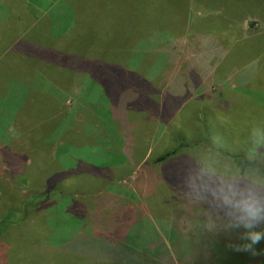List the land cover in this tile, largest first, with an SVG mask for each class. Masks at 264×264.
<instances>
[{"label": "trees", "instance_id": "trees-1", "mask_svg": "<svg viewBox=\"0 0 264 264\" xmlns=\"http://www.w3.org/2000/svg\"><path fill=\"white\" fill-rule=\"evenodd\" d=\"M72 3V25L67 21L69 26L50 25L46 16L43 27L32 28L36 35L33 40L19 42L12 50L0 54L1 141L4 140V131H7L5 119L11 116V110H16L7 103L6 98L7 92L14 87L30 81H43L50 85L51 94L60 100L67 95L79 99L80 90L84 92L95 87L105 95L100 93L99 97L107 101L103 108L111 116L116 131L107 128L112 124H106L102 112H98L101 120L97 122L93 116L88 117L80 111L78 116L84 118L82 136L78 131L76 136L73 133V137L68 132L58 141L68 147L70 144L72 148L96 143L99 149L106 146L112 153L127 154L128 158L118 163L119 167L114 168V172L123 168L124 173L131 174L151 157L150 123L156 122L149 118L150 111H154L164 125V135L160 141H170L163 152L151 159L152 164L154 161L164 164L172 162L174 157L181 156V150L185 147L201 145L214 149L211 129L204 127L190 131L176 122L182 106L198 96V88L203 84L201 79L209 81L213 68L217 67L218 71L220 61L226 59L230 51L237 49L235 55H230L231 70L234 68L235 72L242 73L249 69L256 79L259 73H264V0H72ZM238 14L246 15V18L254 17L262 28L247 33L245 39L242 36L244 41L229 49V43L237 40V35L243 31L238 25ZM151 35L165 36L172 40V47L164 50L165 42L162 41L158 46L148 44ZM195 58L204 62L191 61L186 65V60ZM188 78L192 79L193 88H188ZM244 78L245 75L240 84L246 88ZM262 84L255 82V86L250 88L262 91ZM25 111L28 113L30 108L27 107ZM192 112H195L196 119L205 117H200L194 107ZM254 113L252 121L248 122L250 135L246 137V146L251 141L254 129L264 134V111L255 110ZM85 118L89 119L87 123L84 122ZM98 123L100 127H96ZM47 126H50L48 122H44L45 129ZM73 126L70 130L74 132ZM179 129L183 130L180 132ZM109 131L114 135L107 133ZM131 131L133 137L129 136ZM50 133L47 132V135ZM44 138H29L34 147L45 144V155H39V160L44 162L42 166V162L37 161L25 163L20 174L11 176L10 173L9 177L6 174L0 178V232L9 229L13 232L12 229L21 226L51 196L60 197L69 193L72 195L70 201L72 198L74 200V210L78 207V211L74 212L79 218L91 216L85 220L86 226L89 219L94 230H86V226L83 229L85 222L82 219L80 230H66L67 235L52 242L47 251L40 250L41 253L51 256L56 247L60 250L64 243L73 242L69 253L73 255L74 263L78 259L80 264H131L128 260L148 264L146 258L150 256L149 250L132 243L135 238L130 230L98 229L100 205L104 209H110L113 205L104 206L101 194H98L101 188L91 191V197H82L80 194L85 191L74 190L69 179L71 171H66V166L55 162V154L60 147L52 140L45 143ZM83 138L89 141L82 143ZM98 140L101 142L98 143ZM217 146H222V143ZM246 146L235 153L227 151L225 154L240 157ZM261 150L264 151V148ZM33 155L35 159L36 154ZM188 155L186 152L183 158H188ZM8 181L12 184L9 185ZM76 195L80 196L77 202ZM1 198L4 202H1ZM30 247L26 246V249ZM13 251L16 250L13 249L11 254ZM11 254L8 253L7 261L11 260ZM166 254V262L160 261V255H155L156 258L151 256L150 260L153 264H166L172 253L168 255L166 251ZM49 262L43 261L42 256L31 261L32 264Z\"/></svg>", "mask_w": 264, "mask_h": 264}, {"label": "rangeland", "instance_id": "rangeland-1", "mask_svg": "<svg viewBox=\"0 0 264 264\" xmlns=\"http://www.w3.org/2000/svg\"><path fill=\"white\" fill-rule=\"evenodd\" d=\"M193 7L195 8V5ZM58 12L63 18H68L62 10L55 9L52 13L57 14ZM241 26L243 27L242 34L237 35V40L229 43V49L244 41L241 39L243 35L262 28L261 23L254 17L245 18ZM31 33L32 31H29L25 37L29 39ZM26 38L22 41H28ZM161 41L165 42L164 50L172 47V40L165 36L151 35L147 40L148 44L157 46ZM235 52L237 49L230 51V55H235ZM230 55L220 61L218 71L217 67L213 68L211 71L213 75L209 81L201 79L203 84L198 88V96L185 102L177 115L176 122L185 129L190 131L204 127L207 130L211 129L212 141L215 143L214 149L201 145L185 147L181 150L184 156L186 152L190 154L189 157H193L206 154L210 150H218L220 153L227 151L235 153L242 150L246 146V137L250 135L248 122L252 121L254 111H264V73H259L256 79L249 69L241 70L242 73L235 72L234 68L231 70ZM195 59L186 60V65L191 61H197L199 64L204 62L199 58ZM262 63L264 64V60ZM185 72L188 73L189 70L186 69ZM157 73H159L158 69H156ZM244 75L246 88L240 84ZM255 82L263 83L261 85L263 92L250 88L255 86ZM190 86L192 87V79L189 81L188 88ZM94 88L85 89L84 92L80 90L79 99L74 98V95H67L63 100L58 99L56 95L53 96L50 85L43 81L41 83L30 81L8 91L7 103L18 111L16 115V110H11V116L5 119L7 131L3 133L4 140H0V178H4L6 174L9 177L10 173H12L11 176L20 174L24 165L26 166L25 163L31 164L37 161L42 162L40 163L42 166L44 162L39 160V155L40 153L45 155V144L34 147L35 144L32 145L29 138L35 137L40 140L45 137V143L52 140L60 147L59 152L55 154V162H60L66 166V171H71L72 175L69 179L72 181V188L85 191L80 194L82 197H91L93 196L91 191L101 188L98 194H101L104 206L113 205V209H104L100 205L98 229L130 230L135 238L132 243L134 245L138 243L139 247L149 250L150 256L146 258L148 264H153L150 260L151 256L160 255V261L166 259V251L168 255L172 253L171 258L167 257L169 259L166 264H264V254L253 257L247 252H237L227 246L229 241H235V233L215 235L209 230V210L185 196L178 183L177 166L174 162L164 164L154 161L155 163L152 164L151 159L163 152V149L170 143L166 140L160 141L164 135V125L158 120L159 116L154 111L149 112V118L156 122L150 123L152 132L150 160L135 168L131 174L124 173L123 168L114 172V168L119 167L118 163H122L127 154L112 153L106 146L99 149L100 147H97L94 142V144L86 143L72 148L69 143L70 147L58 141L68 132H71L72 137L73 133L76 136V131L80 132L79 136H82L84 118L78 116L80 111L88 117L93 116L97 122L100 119L98 112H102L106 124L108 122L112 124L111 116L107 115L106 108H103L107 101L102 96L99 97L102 92ZM27 107L30 108L28 113L25 111ZM193 107L200 117L204 115L205 117L196 119L195 112H192ZM88 120L85 118L84 122ZM44 122L50 125L46 129ZM100 125L98 123L96 127ZM72 126L74 132L70 130ZM112 126L107 128L116 131L114 123ZM85 128L89 131L88 126ZM182 130L179 129L180 132ZM49 131L51 133L47 135ZM107 133L114 135L111 131ZM129 136L133 137L132 131ZM87 140L83 138L82 143ZM218 143H222V146H217ZM126 152L129 153V151ZM33 153L36 154L35 159ZM131 153L132 150L129 154ZM12 157L13 159H10ZM92 165L93 168H90ZM8 183L12 184L9 181ZM89 193L91 195H88ZM71 196L69 193L60 197L53 195L21 226L12 229L13 232L10 229L1 230L3 232H0V264H32L31 261H35L40 256L43 261H50V264L53 260L54 264H80L78 259L74 263L73 255L69 253L73 242L60 245V250L56 247L52 251L54 254L51 252V256L40 251H47L52 242L60 240L62 235H67L66 230H80L81 221L85 222L82 228L86 226L85 220L91 216L84 215L79 218V215L74 212L78 211V207L74 210V200L72 198L70 201ZM76 197L77 202L80 196L76 195ZM1 202H4V199L1 198ZM91 222L88 219L86 230H94ZM76 243L75 248H77ZM26 246L31 247L26 249ZM165 247H167L166 251ZM256 248L258 251L264 250V241L256 245ZM13 249L16 251L11 254ZM8 253L12 255L10 261L9 259L7 261ZM127 262L140 264L136 260Z\"/></svg>", "mask_w": 264, "mask_h": 264}, {"label": "clouds", "instance_id": "clouds-1", "mask_svg": "<svg viewBox=\"0 0 264 264\" xmlns=\"http://www.w3.org/2000/svg\"><path fill=\"white\" fill-rule=\"evenodd\" d=\"M264 134L253 130L240 157L218 150L173 158L185 196L209 210V230L215 235L236 234L228 247L251 256L264 254Z\"/></svg>", "mask_w": 264, "mask_h": 264}, {"label": "crops", "instance_id": "crops-1", "mask_svg": "<svg viewBox=\"0 0 264 264\" xmlns=\"http://www.w3.org/2000/svg\"><path fill=\"white\" fill-rule=\"evenodd\" d=\"M72 4V0H0V54L8 52L9 49L12 50L15 44L26 38L29 31L32 33L29 39H26L33 40L36 35L32 28L43 27L47 21H43V18L46 16L49 18L50 25L55 23L56 26L72 25L74 21V5ZM55 9L62 10L68 18H63L59 12L53 14ZM203 10L205 11V9ZM238 18H240L238 25L243 29L241 22L246 18V15L238 14ZM62 22L64 24H60ZM243 36L245 39L246 35Z\"/></svg>", "mask_w": 264, "mask_h": 264}]
</instances>
